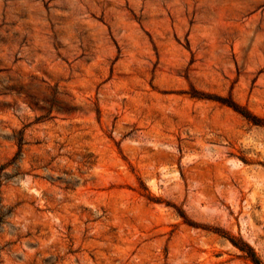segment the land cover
I'll use <instances>...</instances> for the list:
<instances>
[{
    "label": "rangeland",
    "instance_id": "rangeland-1",
    "mask_svg": "<svg viewBox=\"0 0 264 264\" xmlns=\"http://www.w3.org/2000/svg\"><path fill=\"white\" fill-rule=\"evenodd\" d=\"M220 99L264 118V0H0V264L264 263V127Z\"/></svg>",
    "mask_w": 264,
    "mask_h": 264
},
{
    "label": "trees",
    "instance_id": "trees-1",
    "mask_svg": "<svg viewBox=\"0 0 264 264\" xmlns=\"http://www.w3.org/2000/svg\"><path fill=\"white\" fill-rule=\"evenodd\" d=\"M220 101L233 108L234 110H236L237 112H239L249 123L256 125V126H262L264 127V118H260L256 115H253L251 112H249L247 109L239 106L238 104H236L234 101H229L228 99H220ZM17 144L19 146V148L21 149V147L24 145V137H23V133H20L19 136L17 137ZM19 156V154L17 155V157ZM17 157L15 158V160L17 159ZM2 170H4L3 167L0 168V179L2 176ZM0 187H1V181H0ZM1 193V191H0ZM181 215L185 218V216L183 215V213H181ZM6 214L2 212V202L0 200V227L4 224V220L6 218ZM192 224V223H190ZM231 242L238 247L241 251L247 253L248 258H250V260L254 263V264H264L261 259L256 255L255 251L253 250V248L246 242L244 241H235L234 239L230 238Z\"/></svg>",
    "mask_w": 264,
    "mask_h": 264
}]
</instances>
